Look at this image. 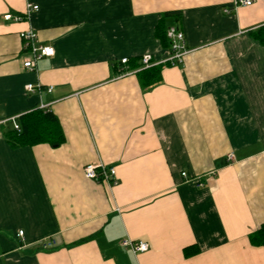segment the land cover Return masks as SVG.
Here are the masks:
<instances>
[{"label":"crops","instance_id":"1","mask_svg":"<svg viewBox=\"0 0 264 264\" xmlns=\"http://www.w3.org/2000/svg\"><path fill=\"white\" fill-rule=\"evenodd\" d=\"M27 4L29 18L3 19ZM170 24L188 51L144 89L140 56L167 55ZM29 27L54 50L32 70ZM260 28L264 0H0V264H264L250 238L264 223ZM35 108L64 141L11 148L2 127ZM88 163L114 167L117 184L86 178Z\"/></svg>","mask_w":264,"mask_h":264},{"label":"built area","instance_id":"2","mask_svg":"<svg viewBox=\"0 0 264 264\" xmlns=\"http://www.w3.org/2000/svg\"><path fill=\"white\" fill-rule=\"evenodd\" d=\"M253 0H231V6L236 9L239 6L250 5ZM38 6L35 4H27L26 9L23 14H3L4 20L21 21L23 19L29 18L33 11H36ZM225 13H229L228 8H224ZM166 38L169 41L167 47V55L161 59H153L150 54H143L140 56V66L138 70L148 68L150 66L158 65L160 63H168L170 65L180 64L182 62L183 56L187 53V48L185 45V38L183 31L176 25L170 24L165 30ZM22 42V49L26 53V57L23 60L22 66L29 70H32L36 66V62L45 56H51L54 53L53 47L50 45L41 44L37 40L36 32L32 28H27L19 33ZM120 64L124 67L121 70V74H126L130 70L126 69L128 58L123 57L119 60ZM25 90L27 92H40L42 87L40 84H26ZM46 91L51 90V86L45 88ZM41 107H44L42 105ZM14 128H17L15 122V117L10 118ZM84 176L95 182H105L106 184L112 186L117 184V179L115 178L114 167L105 166L102 163H88L83 168ZM185 176V173H182ZM22 235V230L17 232V236ZM121 246L128 247L133 253L143 252L149 248L146 241L142 240H129L125 239L120 242Z\"/></svg>","mask_w":264,"mask_h":264},{"label":"trees","instance_id":"3","mask_svg":"<svg viewBox=\"0 0 264 264\" xmlns=\"http://www.w3.org/2000/svg\"><path fill=\"white\" fill-rule=\"evenodd\" d=\"M178 11H167L163 17L176 19ZM176 21V20H175ZM260 34H256L264 42V32L260 28ZM159 38L169 45L165 30L158 33ZM139 65V63L137 64ZM134 66H126L130 69ZM161 64L140 69L136 72L139 82L144 89H147L161 81ZM17 128H14L11 120H8L2 127L3 136L11 148L22 146H33L39 143H47L53 147L59 146L64 141L63 129L58 118L49 110L35 108L20 114L15 118ZM251 241L257 244L264 243V223L250 235ZM186 249V248H185Z\"/></svg>","mask_w":264,"mask_h":264}]
</instances>
